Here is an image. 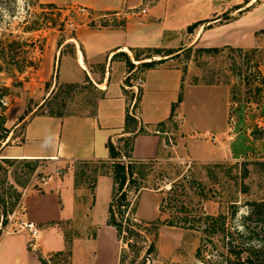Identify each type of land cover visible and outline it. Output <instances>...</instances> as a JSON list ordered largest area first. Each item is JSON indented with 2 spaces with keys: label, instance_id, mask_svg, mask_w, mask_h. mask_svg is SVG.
Instances as JSON below:
<instances>
[{
  "label": "rangeland",
  "instance_id": "rangeland-1",
  "mask_svg": "<svg viewBox=\"0 0 264 264\" xmlns=\"http://www.w3.org/2000/svg\"><path fill=\"white\" fill-rule=\"evenodd\" d=\"M74 1L0 0V85L11 87L10 94L2 99L7 105L6 127L11 126V120L20 110L16 103L32 109L36 101L38 104L48 99L47 105L38 111L46 113L55 101V94L65 96L67 113L94 110L101 94L95 82L92 85L84 80L79 83L86 86L76 88L72 94L65 93L63 83H72L79 75L73 67V48L63 42L88 20L92 28H102L122 26L126 18L122 14L117 18L115 11L95 13ZM253 7L264 11V0H241L240 5L232 6V11L240 14ZM255 14L256 10L247 18L248 23L253 22ZM258 28L254 36L237 40L238 44L211 46L218 47V51L204 50L206 46L201 42L189 45L193 40L189 34L174 48H182L173 59L181 65L186 77L180 104L182 115L170 119L169 158L136 164L135 177L141 182L142 192H137L135 186H125L131 201L129 210L136 209V213L129 211L130 214L137 221H153L157 226L144 221L143 226L134 224L138 235L132 236L131 245L119 240V264H227L231 248L260 247L264 240V217L256 211L260 209L258 204L264 202V139L261 138L264 136L261 132L264 131V22ZM223 29L226 28L215 31ZM88 62L91 75L100 82L106 57L97 56ZM121 62H125L122 57L115 59L114 69ZM19 66H23L22 71ZM142 74L134 72L131 78L136 85L135 95L142 88ZM23 127L14 131L11 126L13 133L0 141V165L7 170L8 181L19 191L23 190L24 196L26 188L42 181L36 173L48 163L37 160V171L28 174L25 160L16 159L11 164L1 160L17 158L8 156L7 149L22 140ZM123 144V140L118 142L120 146ZM122 160L129 162L130 158L123 156ZM70 168L76 172L78 184L92 189L99 175L112 173V163L104 160L68 162L57 169L63 176ZM3 187L6 189L8 185ZM109 193L108 188L99 191L98 211L107 208ZM164 197L167 202L159 210ZM22 205L21 201V207L10 215L7 226L2 228L0 223L1 237L22 230ZM125 225L124 220L123 236L127 235ZM44 227L41 237L46 248L53 252L44 255L41 248H34L35 238L31 236L32 252L49 257L51 264H91L97 243L89 240L85 244L73 238L82 234L95 237L96 228H79L67 221ZM104 246L105 251L98 254L99 263L106 264L109 257L108 264L111 259L114 263L117 250L112 239L106 240ZM3 247L0 243V263ZM61 249L71 250L72 257L65 253L54 255Z\"/></svg>",
  "mask_w": 264,
  "mask_h": 264
},
{
  "label": "crops",
  "instance_id": "crops-1",
  "mask_svg": "<svg viewBox=\"0 0 264 264\" xmlns=\"http://www.w3.org/2000/svg\"><path fill=\"white\" fill-rule=\"evenodd\" d=\"M153 2L155 4L151 5ZM73 3L80 4L95 13L115 11L113 14L118 15L117 18H120L121 14L126 18L122 26L102 28H92L88 20L75 28L76 37L71 35L63 42L75 45L73 67L79 78L73 82H84L89 76L99 90L104 92V96L96 102L95 115L90 113L63 116L35 114L45 99L38 104L36 101L31 110L24 103H16L20 110L10 124L15 131L24 123L23 137L14 147L7 149V154L17 158L42 159L48 163L36 173L42 181H35L32 186L26 188L22 199L23 221L35 222L40 228L34 248H41L44 255L53 252L46 248L41 237L43 230L46 229L44 225H51L56 221H67L72 222L75 227L97 229L95 237L90 238V235L82 234L73 238V241L85 244L89 240L97 243L98 249L91 259V264H100L98 254L100 251H105L106 240L110 239H112L113 248L116 246L117 250L115 262L112 263L111 259L110 264H119V239L115 227L108 224V211L115 188L112 173L99 175L92 189L86 184L77 183L74 169L70 168L63 176H60L57 169L62 164L74 161L104 160L110 164L113 159L110 157L108 141L111 140L118 145L123 136L131 135L124 132L129 105L124 87L133 92L136 85L131 87L125 85L124 80L128 75L126 63L121 62L116 66L117 69H114L112 64L115 60L111 61L112 55L119 51H126L135 63H139L134 59L131 47L178 48L187 34L193 36L189 45L195 42H201L206 47L238 44L240 39L248 35L254 36L259 29L258 25L264 22V11L259 7H253L252 10L249 9L240 14L237 11L233 12L232 6L240 5L241 0H159L157 2L155 0H75ZM143 8L146 9L145 12L142 11ZM229 9H231L228 13L230 19L220 24L219 20L225 17L222 14ZM254 10H256L255 18L252 23H248L247 18L250 14L253 15ZM201 20L207 22L197 27L194 32L187 31L190 24ZM218 28L226 29L216 32ZM97 56L106 57L100 82L94 79L88 68V60ZM142 75L143 96L137 114L139 126L144 127L145 131L135 136L130 160L148 162L168 159L169 137L167 135L172 133L170 115L173 104L182 95L185 72L181 65L170 58L161 65L148 69ZM228 103L227 101V106ZM180 104L181 102L175 111L177 118L182 115ZM27 110H29L28 113ZM226 112L228 114V109ZM161 122L165 123L162 129L158 127ZM106 188L110 190L107 196V208L98 211L97 196L99 191H104ZM0 239L5 249L0 264L3 262L4 264H40L37 255L28 248L31 239L28 230L8 233ZM111 250L112 246L110 253ZM109 259L110 257L106 264L109 263Z\"/></svg>",
  "mask_w": 264,
  "mask_h": 264
},
{
  "label": "trees",
  "instance_id": "trees-1",
  "mask_svg": "<svg viewBox=\"0 0 264 264\" xmlns=\"http://www.w3.org/2000/svg\"><path fill=\"white\" fill-rule=\"evenodd\" d=\"M240 8V6L236 7V9ZM230 17L228 15H225L222 19L219 20L220 24L227 22ZM207 21H196L192 24H190L187 28L188 32H194V30L199 27L200 25L204 24ZM264 31V30H263ZM72 37H76L75 34L72 35ZM63 41L59 42V44H62ZM66 45H70L73 48V52L75 51V45L72 43H67ZM130 50L133 53L134 59L136 61H139V63H135L130 56V54L126 51H119L112 55L111 61L117 59L118 57H122V59L125 61L127 65L128 75L126 76L124 83L127 86H133L134 83L131 82V78L133 77L134 72L139 71L140 73L146 72L148 69L155 68L162 63H164L166 60L173 58L181 53L182 48L174 49V48H166V47H131ZM206 51H218V47H205ZM162 56L160 59H154V56ZM149 59V60H148ZM105 67V66H104ZM20 71H22L23 66L18 67ZM104 71V68L102 69ZM20 84L22 81H18ZM87 84H92L93 81L89 76L86 78ZM85 83V84H86ZM63 86L66 88L65 93L67 95L72 94V92L79 87L86 86L84 83L79 82H72V83H63ZM97 88V87H96ZM11 87L7 85H0V141L6 140L12 130L5 126L6 123V115L5 110L7 109V105L2 100L5 98L8 94H10ZM101 94L99 96L103 97L104 92L101 91ZM124 92L128 96L129 105L127 106L126 111V119H125V127L124 132L131 133V135H126L121 138V140L124 141L123 146L115 145L113 141H108V148L110 152V157L113 159L112 162V173L115 183L114 188V195L113 200L110 204L109 211H108V224L115 227L117 236L119 240L127 241L128 244L131 245V239L132 236L138 235V231L133 229V225L138 224V226H143L142 223L145 222V224H153L157 226L153 221H146L141 220L137 221L133 215L130 214L136 213V209L134 207H131V201L129 199V194L126 187L135 186L136 191H140L142 188L141 182L137 177H135V167H137V163L135 161L130 160L129 162H125L122 160L123 156H126L128 158H131L133 146H134V140L135 136L139 133H142L145 131L144 127L139 126V118L137 114V110L140 107V103L143 96V88H140V93L138 95H135L134 92H131L130 89H127L124 87ZM131 92V94H130ZM53 93V92H52ZM52 93L49 95V97L52 95ZM55 101L53 104H50L46 113L50 115H56V116H63L65 114H75L74 112L67 113L64 111L65 107V96H62L61 94L57 95L55 94ZM61 97V98H60ZM51 100V99H50ZM135 100V101H134ZM182 101V95H180L178 101L173 104L172 112L170 115V119H173L176 115V107L177 105ZM48 99L41 104L39 109L35 111V114L39 113L38 111L40 109H43L47 104ZM134 102V103H133ZM133 103V108L131 110V105ZM96 105L94 110L90 113L91 115L96 114ZM31 110V109H29ZM27 110V113L29 112ZM45 113V112H43ZM24 125V123L22 124ZM165 125L164 122H161L158 124L159 128H163ZM262 135L264 134V131H261ZM14 138V135H12L10 141ZM264 139V136L261 137ZM6 142V144H8ZM25 160L27 172L28 174H32L35 171H37V160L42 159H26V158H10V157H3L1 160L6 164H11L14 160ZM4 170L2 173L3 175H0V223L2 224V228L8 225L9 223V217L11 214H13L17 208L21 207V201L23 199V190L19 191L17 187L8 181L7 177V170L3 165H0V174L1 171ZM8 185V187L5 189L3 186ZM1 186L4 188V190H1ZM22 187L25 188V186ZM166 197L162 198L161 200V206L159 207V210H163V207L166 204ZM260 209H258L256 212L259 216L264 217V202L261 204H258ZM130 211V212H129ZM24 212V211H23ZM129 212L128 216L127 213ZM124 220L126 221L125 230L127 232L126 236H123V230H124ZM144 221V222H143ZM164 221V220H162ZM172 225V224H170ZM146 227V226H145ZM2 228L0 229V238L2 235ZM137 232V233H136ZM30 250V246L28 247ZM231 257L227 261V264H264V240H262V243L260 247H242V248H231L229 250ZM67 254L68 257H72L71 250L64 251L59 250L54 253V255H61V254ZM38 259L40 260V264H51V259L43 254L39 253L37 254Z\"/></svg>",
  "mask_w": 264,
  "mask_h": 264
},
{
  "label": "built area",
  "instance_id": "built-area-1",
  "mask_svg": "<svg viewBox=\"0 0 264 264\" xmlns=\"http://www.w3.org/2000/svg\"><path fill=\"white\" fill-rule=\"evenodd\" d=\"M143 12L146 11L145 8L142 9ZM21 229L28 230L30 235L33 236V238L37 239L40 234V228L35 222L31 221H23L21 225ZM35 244V243H34ZM33 244V245H34Z\"/></svg>",
  "mask_w": 264,
  "mask_h": 264
}]
</instances>
